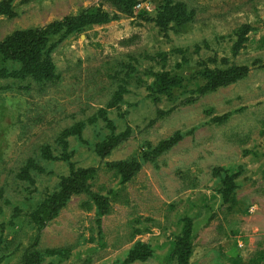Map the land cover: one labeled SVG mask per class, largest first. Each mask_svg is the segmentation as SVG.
<instances>
[{"label": "rangeland", "instance_id": "374dc122", "mask_svg": "<svg viewBox=\"0 0 264 264\" xmlns=\"http://www.w3.org/2000/svg\"><path fill=\"white\" fill-rule=\"evenodd\" d=\"M0 264H264V0H0Z\"/></svg>", "mask_w": 264, "mask_h": 264}, {"label": "trees", "instance_id": "16d2710c", "mask_svg": "<svg viewBox=\"0 0 264 264\" xmlns=\"http://www.w3.org/2000/svg\"><path fill=\"white\" fill-rule=\"evenodd\" d=\"M19 34H21V35H19ZM18 34V36L16 37L17 39H23V38H25V37H28V39H30L31 37H32V33L31 32H27L26 34H24V33H19ZM29 35V36H28ZM16 39V40H17ZM8 47L9 48H13V52L15 51L14 50V44H10V45H8ZM235 68H233V69H231V72L230 71H228L227 72V74L223 77V80H222V83H228V82H232L233 80H235L237 77H239L240 76V74H241V72H240V74H239V69H235V71H232V70H234ZM54 75H53V73H52V71L50 70V69H46L45 70V78L46 79H50V78H52ZM222 83H220V84H222ZM68 189H66V188H64L62 191H61V195H60V199H62V198H64L65 197V195H66V193L68 194Z\"/></svg>", "mask_w": 264, "mask_h": 264}]
</instances>
